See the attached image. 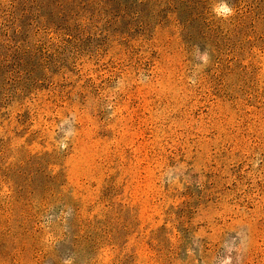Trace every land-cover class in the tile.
<instances>
[{"label": "rangeland", "instance_id": "rangeland-1", "mask_svg": "<svg viewBox=\"0 0 264 264\" xmlns=\"http://www.w3.org/2000/svg\"><path fill=\"white\" fill-rule=\"evenodd\" d=\"M0 264H264V0H0Z\"/></svg>", "mask_w": 264, "mask_h": 264}]
</instances>
